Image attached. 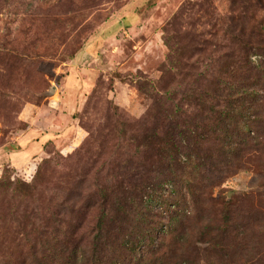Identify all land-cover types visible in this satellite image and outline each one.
Wrapping results in <instances>:
<instances>
[{
	"label": "rangeland",
	"instance_id": "374dc122",
	"mask_svg": "<svg viewBox=\"0 0 264 264\" xmlns=\"http://www.w3.org/2000/svg\"><path fill=\"white\" fill-rule=\"evenodd\" d=\"M248 37L264 43V0H0V264H39L67 236L75 264H141L206 189L195 216L229 203L232 232L181 260L264 264V50L246 53ZM215 89L217 112L193 102ZM175 113L183 139L205 124L220 153L188 183L191 167L163 182L141 139Z\"/></svg>",
	"mask_w": 264,
	"mask_h": 264
},
{
	"label": "trees",
	"instance_id": "16d2710c",
	"mask_svg": "<svg viewBox=\"0 0 264 264\" xmlns=\"http://www.w3.org/2000/svg\"><path fill=\"white\" fill-rule=\"evenodd\" d=\"M238 35H243V30L241 29L238 33ZM252 35V34H250ZM251 41H254L253 37H251ZM250 41V37L241 41L242 45L244 46V49L246 53H250V50L252 52V49H262L264 50V43L263 39L257 40L254 45H252ZM215 83H213L214 85ZM215 89L212 95L209 92L203 93L202 91L197 92L200 97V99H194L193 102H197L196 104L203 109H206L207 111L217 112L219 101H220V93L222 92V89H219L217 92ZM216 101L215 106L213 103V100ZM211 103V106H210ZM209 104V106H208ZM178 113H175L172 115L173 118H171L169 121H166L165 130L163 133H160V131L154 130L150 131L151 133L144 138H141L143 142H145V147L152 154L153 160L159 164V161L157 158L164 162V168L165 171L162 174L163 182L170 181L171 176L175 177L177 172H173L174 169H181L183 168H190L191 167V177L188 178V182H192L194 179L199 178L200 174L199 172H196L197 166L200 168L201 162L204 164V169L200 170L201 174L205 172L210 171V167L212 166V163L216 161L217 154H220L219 151L216 152V149H213L211 145H209V139L211 138V135L215 133L214 129H208L204 125L200 124L198 126H195L196 129L200 131V134L193 138V135H196V131L191 130L192 134H189V137H186L183 139V135L186 136L187 132L186 130H183L181 126L179 127V122L176 120ZM194 128V129H195ZM149 132V131H147ZM210 132L208 135L207 133ZM202 133V135H201ZM165 134V135H164ZM222 135L224 136V131H222ZM217 141H219L218 138H216ZM233 144H230V142L227 143V147H224L223 145V151L225 152V148L228 150H232L234 147H232ZM254 151L251 153V150L245 153V157L247 160L251 161L254 157V154L256 152H260L255 146L253 147ZM146 155V153H145ZM197 157L196 159L192 156ZM181 156L189 157V160L185 163L180 160ZM147 160V157H145ZM164 159V160H163ZM197 165V166H196ZM149 166H147L148 169ZM150 168V167H149ZM150 170H146L145 172H149ZM144 172V170L142 171ZM147 176V175H146ZM178 176H180L178 174ZM152 180L151 177H148V181L150 182ZM121 181V180H119ZM122 182V181H121ZM120 186H117L116 193H122V190L119 188ZM190 200L193 202V210H191L188 214H183L180 216H172L170 217V221L167 224V230L164 232V235H162L158 239V247L152 254L148 255L142 260L141 264H188L187 262H184L181 260L182 254L186 252L187 248L191 246V244L194 241L198 242H204L208 244H216L218 240H220L221 236L225 235L228 231L232 232V227L230 224V220L233 218V214L237 212V209L232 207L229 203H221L218 206V208L215 210V212L211 213H204L206 216L198 217L195 215H200L198 211V205L202 203V201L206 204H209L210 201L215 200L216 198H211L210 190L206 189V192H200L196 194V191H193L190 193L189 191ZM219 201V200H216ZM221 201V200H220ZM222 204V205H221ZM213 213H216L215 218H213ZM181 217L183 219H190L192 217V222L188 225L185 224L186 227L183 230H175V225L171 222H175L178 220V218ZM263 220V219H262ZM264 221V220H263ZM254 223H258L257 220L253 221ZM264 225V224H263ZM56 226H59L57 224ZM74 227H79L78 225H74ZM155 227V226H154ZM98 225L94 226L93 230L94 232H99ZM52 233L55 232L54 228L51 229ZM105 231V230H104ZM155 231L152 230V233L150 234V244L151 241H154L155 239ZM69 232V231H68ZM89 237H91L90 240H92V246L94 248V251H97L96 244L94 241L99 237V233H94ZM106 232V231H105ZM105 234V233H104ZM171 236V237H170ZM141 237H144L142 231H137V234L135 238L129 243L132 250L135 245L139 243V239ZM170 237V240L166 241ZM71 238V237H70ZM87 238V239H88ZM137 239L138 242L135 240ZM67 243L61 239H53V242L49 249L43 254V256L40 258L39 264H75L79 263V252L80 249L78 247V242L80 241V237L74 239L73 241L68 239V236L66 237ZM63 247V253H59V248ZM125 247H127L125 245ZM79 251V252H78ZM43 253V252H42ZM178 255V258L175 260L177 261L175 263L169 262V258L172 256ZM181 255V257H180ZM83 262V259L81 258V263Z\"/></svg>",
	"mask_w": 264,
	"mask_h": 264
}]
</instances>
